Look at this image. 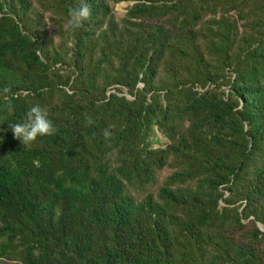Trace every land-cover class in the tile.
I'll list each match as a JSON object with an SVG mask.
<instances>
[{
	"label": "trees",
	"instance_id": "trees-1",
	"mask_svg": "<svg viewBox=\"0 0 264 264\" xmlns=\"http://www.w3.org/2000/svg\"><path fill=\"white\" fill-rule=\"evenodd\" d=\"M4 87L0 264H264V0H0Z\"/></svg>",
	"mask_w": 264,
	"mask_h": 264
},
{
	"label": "clouds",
	"instance_id": "clouds-1",
	"mask_svg": "<svg viewBox=\"0 0 264 264\" xmlns=\"http://www.w3.org/2000/svg\"><path fill=\"white\" fill-rule=\"evenodd\" d=\"M68 20L65 25V30L69 34L75 33L79 30L85 21L91 19L92 10L88 3L81 2L78 7L71 8L68 13ZM16 94L12 92L10 87L0 89V99L6 102L5 107L9 114H13L15 107L12 99ZM86 123L93 125L95 121L86 116ZM9 127L16 140L20 141L25 148H31L38 137H51L57 132V128L53 121L50 119L49 111L46 107L39 104L33 105L26 113V117L22 122L9 123ZM115 125H110L103 130V135L106 140H109L113 133L111 129Z\"/></svg>",
	"mask_w": 264,
	"mask_h": 264
},
{
	"label": "rangeland",
	"instance_id": "rangeland-1",
	"mask_svg": "<svg viewBox=\"0 0 264 264\" xmlns=\"http://www.w3.org/2000/svg\"><path fill=\"white\" fill-rule=\"evenodd\" d=\"M132 4L133 2H129V1H123L121 3H118L116 5V11L118 16L123 15L127 11L128 7ZM155 128H156V135H151V139L155 140L156 138H158L160 141L159 142L154 141L153 146L156 147L158 145H165L168 142V139L164 136L162 132L157 130L156 126ZM169 172H170L169 170H164L162 172V175H167Z\"/></svg>",
	"mask_w": 264,
	"mask_h": 264
}]
</instances>
